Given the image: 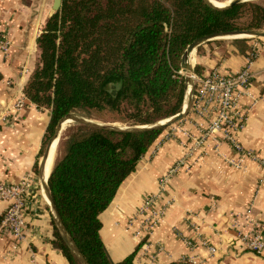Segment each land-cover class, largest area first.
<instances>
[{"label":"trees","instance_id":"obj_1","mask_svg":"<svg viewBox=\"0 0 264 264\" xmlns=\"http://www.w3.org/2000/svg\"><path fill=\"white\" fill-rule=\"evenodd\" d=\"M248 29H264V0L226 8L204 0H61L36 39L37 62L23 93L50 110L44 142L68 113L150 125L182 109L186 84L179 71L188 44L207 34ZM253 38H216L195 50L199 55L203 44L231 43L248 55ZM194 72L203 73L199 63ZM167 127L119 131L73 123L62 131L47 185L66 232L88 264L134 263L144 238L113 261L99 233V214ZM51 221L52 246L69 264H81Z\"/></svg>","mask_w":264,"mask_h":264},{"label":"crops","instance_id":"obj_2","mask_svg":"<svg viewBox=\"0 0 264 264\" xmlns=\"http://www.w3.org/2000/svg\"><path fill=\"white\" fill-rule=\"evenodd\" d=\"M55 1L0 0V31L10 40L8 53L0 52V182L18 183L31 176L34 184L23 212L25 238L15 245L11 235L0 232V264H69L51 244L53 216L42 186L53 165L52 149L56 150L52 144L42 162L51 138L44 142L50 110L37 107L23 93L37 62L36 39L46 19L58 10ZM248 45L256 54L250 85L255 100L236 139L256 158L235 167L229 160L238 154L225 139H220L219 153L211 140H206L203 152L195 149L189 137L200 136L204 124L198 116L188 113L169 125L180 127L179 132L166 137L173 128L167 127L99 214V233L113 261L136 248L141 240L136 235L142 220L138 209L144 197L159 192L160 179L167 176L166 189L154 202L155 207H165L162 220L144 238L133 264H264V256L247 250L237 237L240 230L260 228L264 239V36ZM206 46L196 54L203 71L218 67L231 73L246 64L247 55L231 43L224 51ZM18 99L24 100L20 109L14 107ZM182 158L185 164L169 174ZM3 208L0 201V215ZM209 246L216 250L210 252Z\"/></svg>","mask_w":264,"mask_h":264},{"label":"built area","instance_id":"obj_3","mask_svg":"<svg viewBox=\"0 0 264 264\" xmlns=\"http://www.w3.org/2000/svg\"><path fill=\"white\" fill-rule=\"evenodd\" d=\"M9 47L10 40L7 34L0 31V52L6 55ZM255 55V50L252 49L246 57V64L235 72H224L220 68L214 67L200 75H191L193 88L188 113L202 118L204 125L201 127L199 137L191 135L189 139L194 143L195 149L200 148L201 152L204 151L206 140H211L218 153L220 139H225L238 154L236 160H229L237 168L242 166L244 159L256 158L252 151L244 148L236 139L237 134L245 127L255 100L250 91L254 75L251 64ZM247 98L250 99V102L244 104V100ZM23 105V99H18L14 103V107L17 109ZM179 129L180 127L173 126L166 137L173 136L174 132H179ZM184 164V158L178 160L169 169V174L176 172ZM166 182L167 176L161 177L159 192L144 197L138 209L142 220L136 235L141 239L149 236L157 223L162 220L165 207H155L154 202L165 191ZM33 186L31 176L24 177L18 183L0 182V201L4 203L0 215V232L11 235L15 245L21 243L25 238L23 212ZM237 237L247 250L264 256V239L260 228L250 231L240 230ZM187 244L191 245V241H187ZM209 250L214 252L216 249L209 246Z\"/></svg>","mask_w":264,"mask_h":264},{"label":"water","instance_id":"obj_4","mask_svg":"<svg viewBox=\"0 0 264 264\" xmlns=\"http://www.w3.org/2000/svg\"><path fill=\"white\" fill-rule=\"evenodd\" d=\"M208 5L214 7V8H226L229 6H232L238 2L241 1H245V0H231L230 3L226 6L223 7H219L217 5H214L213 3H211L209 0H204ZM60 6V0H56L55 1V5H54V9L57 10ZM238 36H242V37H262L264 36V30H258V29H248V30H231V31H220V32H215V33H211V34H207L201 37H198L197 39H195L194 41H192L190 44H188V46L186 47V49L184 50L182 57H181V69L185 72L186 71V59L188 57V55L191 53L192 50H195V48L200 45L203 42H206L208 40H212V39H216V38H236ZM186 76V75H185ZM185 81L187 83L190 84L191 89H189L188 93H187V98L184 100L182 109L179 113L167 117L164 120H166L165 122H162V120L150 124V125H134V126H118L112 123H99V122H95L89 118L83 117L81 115L75 114V113H68L64 116H62L54 129V132L47 144L45 153H44V158L42 159V162L45 159V156L47 155V152L49 151V148L51 147V144L53 143L54 140L58 139L59 140V136L62 132V124L64 122H73V123H79V124H83V125H87V126H91V127H98V128H103V129H107V130H119V131H141V130H145V129H160L166 126H169L177 121H179L180 119L184 118L189 111V107H190V103H191V95H192V88H193V81H192V77H185ZM43 186V190L45 192V195L47 197V200L49 202L50 205V209L52 212V216L55 219L56 225L58 226L62 236L64 237L66 243L68 244V246L71 248V250L73 251V253L77 256L78 260L80 261L81 264H88L87 261L85 260V258L83 257V255L81 254V252L79 251V249L77 248V246L75 245V243L72 241V239L69 237L68 233L66 232L61 219L59 217V214L57 212V209L51 199L50 196V192H49V188L48 185L46 183H42Z\"/></svg>","mask_w":264,"mask_h":264},{"label":"rangeland","instance_id":"obj_5","mask_svg":"<svg viewBox=\"0 0 264 264\" xmlns=\"http://www.w3.org/2000/svg\"><path fill=\"white\" fill-rule=\"evenodd\" d=\"M219 2H225V1H227V0H218ZM264 30V29H263ZM255 38V37H254ZM224 39H231V38H224ZM229 41V40H228ZM204 45V44H203ZM213 45V47H215V48H217V49H225V47H226V45H227V43H225V44H216V43H213L212 44ZM206 48L207 49H210L209 47H207L206 46ZM196 49V48H195ZM197 52H196V50H194L193 51V56H194V61H193V64H192V66H191V74H195L196 75V73L194 72V67H195V65H197V63H199L198 62V57H197ZM22 70H24V72L25 73H27L28 72V67L24 64L23 65V67H22ZM180 74L181 75H183L184 76V78L186 77L185 76V72L181 69L180 71ZM204 72V71H203ZM198 75V74H197ZM185 84H186V92H185V99L187 98V93H188V91H187V89L189 88V89H191V86H190V84L189 83H187L186 81H185ZM91 120H93V121H95V122H99V123H108V122H104V121H102V120H98V119H91ZM65 123H67V124H65L64 125V127H63V130L62 131H64L65 130V128H67L69 125H71V124H73V122H65ZM110 123V122H109ZM113 124V123H112ZM115 125H118V126H126V125H122V124H119V123H114ZM175 124V123H174ZM174 124H172V125H174ZM169 127H173V126H169ZM168 130V129H167ZM166 130V131H167ZM167 132H169V131H167ZM167 132H165L166 134H167ZM61 134H62V132H61ZM61 136V135H60Z\"/></svg>","mask_w":264,"mask_h":264},{"label":"bare ground","instance_id":"obj_6","mask_svg":"<svg viewBox=\"0 0 264 264\" xmlns=\"http://www.w3.org/2000/svg\"><path fill=\"white\" fill-rule=\"evenodd\" d=\"M211 3H213L214 5H217V6H219V7H223V6H226V5H228L229 3H230V1L231 0H227V1H225V2H219L218 0H209ZM242 36H238V37H236V38H241ZM193 61H194V56H193V50L191 51V53L188 55V57H187V59H186V71H185V75L187 76V77H191V66H192V64H193ZM189 90V88L187 89V91ZM186 103V102H185ZM185 103H184V106H185ZM166 120H162L161 121V123L162 122H165ZM65 124H67V123H63L62 124V126L64 127V125ZM57 142H58V140H54L53 141V145L52 146H55V145H57ZM54 148L52 149V153H51V158H52V154L54 153Z\"/></svg>","mask_w":264,"mask_h":264}]
</instances>
